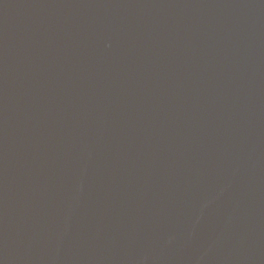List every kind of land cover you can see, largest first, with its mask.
<instances>
[{
  "label": "water",
  "instance_id": "1",
  "mask_svg": "<svg viewBox=\"0 0 264 264\" xmlns=\"http://www.w3.org/2000/svg\"><path fill=\"white\" fill-rule=\"evenodd\" d=\"M0 264H264V0H0Z\"/></svg>",
  "mask_w": 264,
  "mask_h": 264
}]
</instances>
